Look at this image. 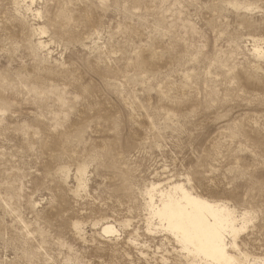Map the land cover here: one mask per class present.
Returning a JSON list of instances; mask_svg holds the SVG:
<instances>
[{
  "label": "rangeland",
  "instance_id": "rangeland-1",
  "mask_svg": "<svg viewBox=\"0 0 264 264\" xmlns=\"http://www.w3.org/2000/svg\"><path fill=\"white\" fill-rule=\"evenodd\" d=\"M178 181L264 264V0H0V264H217L151 212Z\"/></svg>",
  "mask_w": 264,
  "mask_h": 264
},
{
  "label": "bare ground",
  "instance_id": "bare-ground-1",
  "mask_svg": "<svg viewBox=\"0 0 264 264\" xmlns=\"http://www.w3.org/2000/svg\"><path fill=\"white\" fill-rule=\"evenodd\" d=\"M39 43L43 44V41ZM255 50L261 52V49ZM146 192L152 214L166 225L189 254L205 262L242 264L236 254L230 252L227 242V233L236 236L238 230L234 209L193 193L181 181L172 182L165 189L152 186ZM155 193L159 195L157 203ZM102 229L106 233L117 231L109 222Z\"/></svg>",
  "mask_w": 264,
  "mask_h": 264
}]
</instances>
